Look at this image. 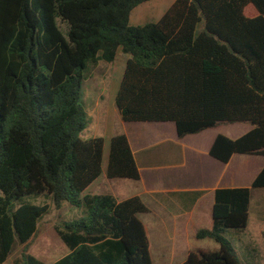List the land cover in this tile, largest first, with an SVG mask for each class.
<instances>
[{"label":"trees","instance_id":"obj_1","mask_svg":"<svg viewBox=\"0 0 264 264\" xmlns=\"http://www.w3.org/2000/svg\"><path fill=\"white\" fill-rule=\"evenodd\" d=\"M146 1L0 0V264L47 213L27 200L38 197L84 208L54 227L69 253L53 264H152L138 197L81 196L101 174L104 147L78 137L88 124L82 84L118 50L129 56L114 100L122 122H171L178 138L245 123L252 129L237 139L216 136L209 155L264 156V0H174L157 22L130 26ZM106 178L139 180L124 134L109 140ZM255 189L264 167L250 187L214 191L211 228L195 238L219 250L189 251L181 264H241L222 235L246 228ZM14 264L44 263L24 249Z\"/></svg>","mask_w":264,"mask_h":264},{"label":"crops","instance_id":"obj_2","mask_svg":"<svg viewBox=\"0 0 264 264\" xmlns=\"http://www.w3.org/2000/svg\"><path fill=\"white\" fill-rule=\"evenodd\" d=\"M90 78L87 76L84 80L86 89L91 88L90 84H87ZM87 95L84 98V109L89 125L90 114L102 112V92L98 91L91 101H88ZM115 95L116 93L112 102L113 107L110 106L109 109L111 121L102 127L101 134H98L99 123L94 131L96 134L89 139L102 138L104 154V150L109 148V140L115 135L124 134L139 172V180H108L107 164L104 167L101 163L100 176L87 187L84 194L105 195L95 190L98 189L101 180L110 189L109 195L118 202L138 197L148 210L137 218L142 223L147 236L150 259L154 250L152 240H164L161 250L173 253L177 249V241L183 236L195 235L208 219L211 227L214 191L250 187L256 175L264 167V156L234 154L228 163H221L209 155L216 136L237 139L252 129L249 124H220L198 134L178 138L175 126L171 122H122L115 107ZM87 107L90 111H87ZM253 201L256 204L259 223L256 234L258 241L262 242L264 241V189L251 191L246 231L250 228ZM261 249L264 256V244ZM259 255L262 256L261 253Z\"/></svg>","mask_w":264,"mask_h":264},{"label":"rangeland","instance_id":"obj_3","mask_svg":"<svg viewBox=\"0 0 264 264\" xmlns=\"http://www.w3.org/2000/svg\"><path fill=\"white\" fill-rule=\"evenodd\" d=\"M173 2L174 0H148L139 4L130 13L129 25L141 26L146 23L157 22ZM251 8L252 7H249L245 10V14L248 17L256 15ZM202 30L203 21H200L195 28V34L197 35ZM126 58H129V56L118 50L116 58L112 63L99 62L96 66L89 68L87 76L91 78L87 81V84H90L91 88L86 89V82L85 84L83 82L81 89L82 106L84 109V98L87 93V99L88 101H91L95 98L98 91H101L102 112L99 114H90L91 119L89 120V125L87 124L86 128L78 135L80 140H88L91 136H93V134H96L94 131L98 128L99 123L100 131L98 134H101L102 127L104 125L106 126V124L111 121L109 118V109L110 106H112L114 94L118 90ZM87 111H90L88 107ZM99 115H101V118H99ZM107 157L108 147L104 150L101 162L104 167L107 164ZM99 181L98 189H95L96 192H100V194L102 192V194H110V191H108L110 189H108L107 186L101 182V180ZM124 181L129 180L125 179ZM81 196H84V191ZM27 200L37 205L47 204L48 211L37 222L36 232L26 244L20 245L17 242L14 244L13 250L5 264H14V261L21 257V253L24 249H26V253L34 256L40 262L44 264H53L69 253L66 246L57 236L54 227L64 221H74L83 218L84 208L82 206L71 207L69 204L63 203L61 208L56 210L53 203L44 197L31 198ZM257 221L258 216L256 212V204L255 201H253L250 211V228L247 231L246 228L242 231L227 230L222 235L223 238L230 243L241 264H264V256L262 255L263 252L261 249L264 241H258L256 233L259 228V223ZM201 226L202 229L206 227L210 229L209 219L207 223H204ZM163 243H165V241L160 239L151 241L154 248V250H152V264H181L185 260L189 251L214 252L219 250V244L214 240H198L193 234L191 236H183L181 240L177 241V249L173 253L161 250L160 247ZM259 253H261L262 256H260Z\"/></svg>","mask_w":264,"mask_h":264}]
</instances>
